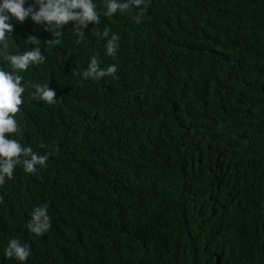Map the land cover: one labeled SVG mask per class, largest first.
Listing matches in <instances>:
<instances>
[{"label": "trees", "instance_id": "1", "mask_svg": "<svg viewBox=\"0 0 264 264\" xmlns=\"http://www.w3.org/2000/svg\"><path fill=\"white\" fill-rule=\"evenodd\" d=\"M94 3L115 57L93 24L80 37L70 22L57 45L10 19L6 52L36 36L46 57L20 73L13 138L59 151L0 186V264H21L4 255L12 238L31 245L23 264H264V0H151L140 23ZM97 53L118 72L81 86L72 72ZM44 83L51 105L30 98ZM45 201L52 228L38 237L27 225Z\"/></svg>", "mask_w": 264, "mask_h": 264}, {"label": "clouds", "instance_id": "2", "mask_svg": "<svg viewBox=\"0 0 264 264\" xmlns=\"http://www.w3.org/2000/svg\"><path fill=\"white\" fill-rule=\"evenodd\" d=\"M151 0H105L104 15L112 16L117 13H133L131 19L135 23L142 22L145 14L149 10ZM25 0H2L0 2V63L10 66L11 71L0 68V186L8 180L14 179V170L18 166H23L26 173L36 174L37 166L44 167L51 155L59 151L56 141L49 146V151L45 154L37 153L32 147L23 145L19 140L13 138L15 135H22L23 128L15 118L21 111L24 103L23 95L26 86L23 83L24 77L21 72L27 71L30 66H38L45 62L46 57L42 54L40 39L30 36L26 43L37 45L31 50L18 54H8L6 48L8 37H12L14 27L10 23L11 18L23 23L26 19L37 25H43L44 31L52 34V39L47 44H60L63 36L61 29L69 24H73V30L83 37L85 30L90 24L96 27V36H103L106 39L107 55L115 57L119 48L120 37L112 34L105 28L100 31L101 17L97 11L94 0H34V3L25 8ZM78 43L80 41H77ZM118 72L116 65L101 67L99 53L92 55L90 63L82 73L72 72V75L81 76V86L83 81L88 79L100 80L106 76H114ZM35 90L30 94L32 100L44 101L49 105L56 100V92L49 88L48 83L32 84ZM11 137V138H9ZM4 197L0 195V203ZM30 233L40 237L49 232L52 228V218L49 215V204L47 201L34 208L31 219L27 225ZM6 258H15L21 264L27 261L32 255L31 245L21 243L19 239L9 240L4 250Z\"/></svg>", "mask_w": 264, "mask_h": 264}, {"label": "water", "instance_id": "3", "mask_svg": "<svg viewBox=\"0 0 264 264\" xmlns=\"http://www.w3.org/2000/svg\"><path fill=\"white\" fill-rule=\"evenodd\" d=\"M220 263V257L216 256L215 263L214 264H219Z\"/></svg>", "mask_w": 264, "mask_h": 264}]
</instances>
